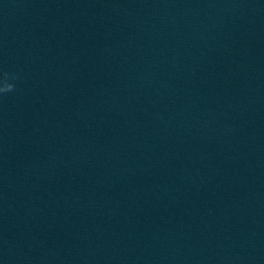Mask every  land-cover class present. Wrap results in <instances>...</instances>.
<instances>
[{
    "label": "clouds",
    "instance_id": "clouds-1",
    "mask_svg": "<svg viewBox=\"0 0 264 264\" xmlns=\"http://www.w3.org/2000/svg\"><path fill=\"white\" fill-rule=\"evenodd\" d=\"M8 73H4V80L2 83H0V94L8 93L11 91H14V85L12 83L8 82ZM12 79H15V77H11Z\"/></svg>",
    "mask_w": 264,
    "mask_h": 264
}]
</instances>
